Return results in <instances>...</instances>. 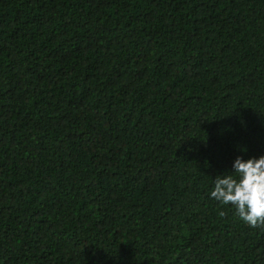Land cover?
I'll list each match as a JSON object with an SVG mask.
<instances>
[{
  "label": "trees",
  "instance_id": "1",
  "mask_svg": "<svg viewBox=\"0 0 264 264\" xmlns=\"http://www.w3.org/2000/svg\"><path fill=\"white\" fill-rule=\"evenodd\" d=\"M261 155L264 0H0V264H264Z\"/></svg>",
  "mask_w": 264,
  "mask_h": 264
},
{
  "label": "clouds",
  "instance_id": "2",
  "mask_svg": "<svg viewBox=\"0 0 264 264\" xmlns=\"http://www.w3.org/2000/svg\"><path fill=\"white\" fill-rule=\"evenodd\" d=\"M233 168L230 174L217 175L211 197L234 206L239 217L251 227L264 226V155L247 160L237 156Z\"/></svg>",
  "mask_w": 264,
  "mask_h": 264
}]
</instances>
